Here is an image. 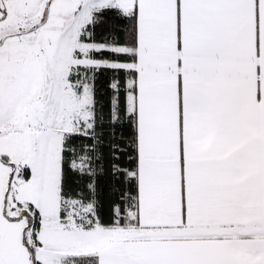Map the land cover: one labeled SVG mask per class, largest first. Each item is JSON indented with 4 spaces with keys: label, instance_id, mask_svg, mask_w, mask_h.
Returning <instances> with one entry per match:
<instances>
[{
    "label": "snow or ice",
    "instance_id": "obj_1",
    "mask_svg": "<svg viewBox=\"0 0 264 264\" xmlns=\"http://www.w3.org/2000/svg\"><path fill=\"white\" fill-rule=\"evenodd\" d=\"M0 264H264V0H0Z\"/></svg>",
    "mask_w": 264,
    "mask_h": 264
}]
</instances>
